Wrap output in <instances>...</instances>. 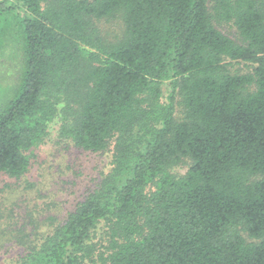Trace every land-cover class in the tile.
Wrapping results in <instances>:
<instances>
[{
	"label": "trees",
	"instance_id": "obj_1",
	"mask_svg": "<svg viewBox=\"0 0 264 264\" xmlns=\"http://www.w3.org/2000/svg\"><path fill=\"white\" fill-rule=\"evenodd\" d=\"M1 78L0 173L58 116L110 154L9 264H264V0H0Z\"/></svg>",
	"mask_w": 264,
	"mask_h": 264
},
{
	"label": "rangeland",
	"instance_id": "obj_2",
	"mask_svg": "<svg viewBox=\"0 0 264 264\" xmlns=\"http://www.w3.org/2000/svg\"><path fill=\"white\" fill-rule=\"evenodd\" d=\"M100 26L109 36L113 34L112 23L101 22ZM218 29L230 38L239 39L231 24H222ZM234 67L243 72L250 70L245 64ZM0 81L7 82L6 78ZM60 125L58 116L49 123L43 140L28 151L29 167L22 177L0 173V264H9L20 247L12 238L16 231L36 237L62 223L110 166L108 151L94 152L74 146L60 134ZM186 167L182 163L173 171L181 174ZM104 230L105 225H100V238Z\"/></svg>",
	"mask_w": 264,
	"mask_h": 264
}]
</instances>
